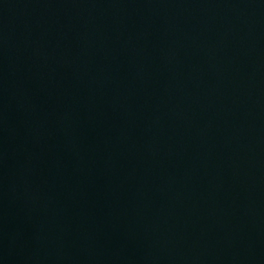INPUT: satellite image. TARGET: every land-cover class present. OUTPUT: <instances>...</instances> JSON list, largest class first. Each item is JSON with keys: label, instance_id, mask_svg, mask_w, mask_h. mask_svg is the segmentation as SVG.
<instances>
[{"label": "water", "instance_id": "water-1", "mask_svg": "<svg viewBox=\"0 0 264 264\" xmlns=\"http://www.w3.org/2000/svg\"><path fill=\"white\" fill-rule=\"evenodd\" d=\"M0 264H264V0H0Z\"/></svg>", "mask_w": 264, "mask_h": 264}]
</instances>
